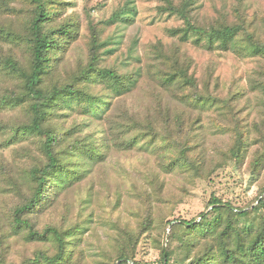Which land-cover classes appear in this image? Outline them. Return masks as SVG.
I'll return each mask as SVG.
<instances>
[{
  "label": "rangeland",
  "instance_id": "1",
  "mask_svg": "<svg viewBox=\"0 0 264 264\" xmlns=\"http://www.w3.org/2000/svg\"><path fill=\"white\" fill-rule=\"evenodd\" d=\"M46 1L50 15L46 27L67 32L63 43L48 54V89L70 82L90 63L119 76L138 77L124 97L108 94L94 83L91 92L105 106L96 105L91 114H85V105L63 109L59 104L52 123L65 136L64 145L84 141L104 158L100 163L80 160L77 169L88 170L84 178L52 196L49 207L30 223L39 232L50 227L64 231L83 223L79 239H69L73 253L68 264H161L162 248L172 252L169 264H183L179 241L184 231L174 228L171 235L180 220L200 221L202 213L211 211L213 198L251 209L264 197L260 193L264 165L254 171L257 155L264 152V57L241 52L248 37L264 46V0ZM30 9V0H0V56L13 55L27 68L28 47L7 32L22 34ZM177 9L187 10V22L203 33L180 41L187 25ZM225 27L238 30L235 46L223 50L214 41L210 48L209 33ZM158 47L168 55L179 51L197 89L223 103L224 117L215 108L192 110L191 119L197 118L198 125L188 117L192 108H185L189 130L196 127L203 138L201 156L206 163L201 177L182 169L168 171V159L161 156L162 151L169 153L163 115L182 118L183 105L175 100L181 96L177 87L162 92L158 78L166 70L154 61ZM19 90L23 91L20 82L0 75V98ZM30 105L14 110L0 105V264H30L39 252L50 257L58 252L54 243L31 242L27 232L12 226L15 209L34 192L31 170L46 161L44 137L19 139L15 133L30 125ZM132 122L153 136L131 132L135 128H127ZM238 130L244 133L245 149L239 160L228 161ZM124 140L129 148L123 147ZM255 217L264 220L263 211L249 215L244 223L257 225ZM121 252L128 254L127 262L118 260Z\"/></svg>",
  "mask_w": 264,
  "mask_h": 264
},
{
  "label": "trees",
  "instance_id": "2",
  "mask_svg": "<svg viewBox=\"0 0 264 264\" xmlns=\"http://www.w3.org/2000/svg\"><path fill=\"white\" fill-rule=\"evenodd\" d=\"M30 3L31 17L25 31L22 34L7 32L10 39L19 38L28 47L31 54L29 67L22 65V62L13 55L0 56V75L20 82L23 91L19 90V92L3 95L0 98V105L1 108L6 107L14 110L26 103H31L30 125L19 127L15 133L19 139L31 136L44 137L41 149L46 161L31 170L29 178L36 184L34 192L26 203L15 209L12 226L17 231L27 232L26 238L31 242H40L42 245L54 243L58 248V252L52 257L39 252L33 260L28 261L30 264H68L73 253L69 239H79L82 231L80 226L83 227V223H78V226L64 231L50 227L39 232L34 230L30 223L31 218L41 213L42 209L49 207L52 202L49 199L52 196L56 198L86 175L88 170L77 169L76 164L80 160L100 163L104 157L101 152L90 148L84 141H76L68 146L64 145L65 136L53 127L52 116L59 109L60 103L63 109L72 108L74 105H85L84 112L89 114L96 105L105 106V101L91 92L94 83L102 86L103 91L108 94L124 97L136 85L138 76H119L112 71L99 69L90 63L70 82L48 89L45 85V80L50 72L48 54L54 47L63 43V37L67 35V32L63 30L61 34L58 32L59 30L46 27L50 16L47 10L49 4L46 0H30ZM186 11L177 9V14L183 18L187 25V29L181 31L180 41L186 40L191 33H203L201 29H197L187 22ZM171 34L175 36L177 32L172 31ZM209 34L210 48L212 43L217 41L221 48L226 50L228 47L235 46L234 39L237 38L238 30L234 27H225ZM247 40L249 41L244 42V49L241 52H246L250 56L264 57V46L253 43L251 37H248ZM157 53L160 57H155L154 61L157 60L163 64L166 70L158 78L160 86L164 88L162 92H170L172 87H177L176 91L181 96L176 95L179 99L175 98V100H179V103L183 105L181 106L182 118L176 115L175 119H169L167 114L166 118L165 114L163 115L164 123L166 127L168 126L167 136L164 140L165 145L169 148V153L162 151L161 156L164 155L168 159L166 165L168 171L182 169L193 173L194 178L201 177L206 163V157L201 156L205 153L203 138H200L201 135L197 133L196 127L189 130L188 121L193 117V111L199 109L207 111L215 108L213 110L220 112L224 117L226 113L223 103L211 98V95H203L197 89L196 79L189 74V69L186 66L187 60L180 55L179 51L174 55H168L158 47ZM92 60L95 61V58ZM189 90H193V94ZM182 94L184 95L182 96ZM188 106L192 108L188 116L189 119H187L185 111ZM206 106L208 107L206 108ZM94 114L96 115L97 111ZM191 122L198 125L197 118L191 119ZM135 124L132 122L127 129L134 127L135 129H131V132H137L140 135L143 132L142 135L145 137L153 136L152 134L146 135L147 129L133 126ZM201 127H197L198 130ZM108 134L110 138V131ZM177 134L178 136L175 138L174 135ZM243 134L240 130L235 133V142L228 151L226 160L241 158L246 145ZM122 144L124 148L131 146L126 144V140ZM62 145L66 148H63ZM160 148L162 147L160 146ZM262 165H264V152L257 155L254 171ZM260 193L264 194V186ZM256 201L257 205L253 208L244 209L213 198L209 203L211 211L207 214L202 213L199 216L200 221L195 219L180 220L171 231L174 228L184 231V239L179 241L185 259L182 260V263L185 264L186 260H190L187 264H264V220L255 217L258 220L257 225L244 223V219L249 215L258 216V212L261 210L264 213V197ZM174 230L171 235L174 234ZM160 256L161 264H169L173 255L170 249L162 248ZM191 256L193 259L189 258ZM128 258V254L123 252L118 255V260L121 262H127Z\"/></svg>",
  "mask_w": 264,
  "mask_h": 264
}]
</instances>
